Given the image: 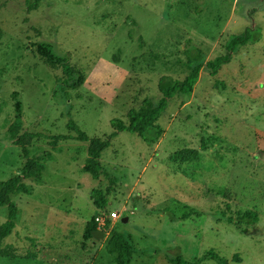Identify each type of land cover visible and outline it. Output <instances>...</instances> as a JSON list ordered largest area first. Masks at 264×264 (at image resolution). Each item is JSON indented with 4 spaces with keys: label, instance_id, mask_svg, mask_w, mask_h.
Here are the masks:
<instances>
[{
    "label": "rangeland",
    "instance_id": "obj_1",
    "mask_svg": "<svg viewBox=\"0 0 264 264\" xmlns=\"http://www.w3.org/2000/svg\"><path fill=\"white\" fill-rule=\"evenodd\" d=\"M248 27L260 28L261 39L241 47L217 76L204 65L187 102L183 96L169 102L155 145L128 131L111 140L99 160V178L84 170L87 141L70 138L52 146L45 137L75 135L68 128L74 121L90 138L106 139L113 118L127 121L129 109L146 96L160 100L161 76L188 74V40L202 48L206 62L226 54L228 40ZM42 42L84 70L82 86L62 84V68H51L37 51ZM17 119L18 135H44L30 149L48 160L40 177L25 180L39 186L12 197L22 235L16 238L14 231L7 246L31 249L21 224L31 201L45 205L33 219L36 228L44 236L59 232L74 253L51 256V264H116L106 250L115 230L133 236L131 264H171L170 253L196 260L211 249L229 264H264V0H0L1 181L25 163L8 137ZM178 152L188 159H172ZM94 189L103 190L107 208L122 216L102 239L85 236L98 211ZM192 209L197 213L187 219L171 218ZM246 210L256 211L259 221L236 220ZM223 212L234 219H224ZM7 214L0 206V223ZM0 264L38 262L21 254L0 256Z\"/></svg>",
    "mask_w": 264,
    "mask_h": 264
},
{
    "label": "trees",
    "instance_id": "obj_2",
    "mask_svg": "<svg viewBox=\"0 0 264 264\" xmlns=\"http://www.w3.org/2000/svg\"><path fill=\"white\" fill-rule=\"evenodd\" d=\"M261 29L258 27H248L240 34L233 35L227 44V53L217 56L214 59L205 62V55L201 47L188 40L186 48L187 61L184 62L188 69V74L183 79H177L169 75H163L158 81V89L161 93L159 101H154L151 96H146L143 101L135 107H131L127 113V121L121 118H113L112 126L114 130L107 136L106 139L99 137L90 138L88 134L83 131L74 121L68 123V128L75 131L73 134H63L54 136H45L50 139L52 146H56L60 140L75 138L80 141H87L88 158L84 164V170L92 174L94 178H99L100 175V158L103 151L111 145V140L115 138L119 132L128 131L138 135L146 144L155 145L164 133V128L158 123V120L163 116L169 102L176 96H183L184 102H187L195 84L198 82L200 72L204 65L209 68L211 76H217L220 68L232 60V56L241 47L253 44L261 39ZM38 53L43 57L46 64L51 68L61 67L63 72L62 84L66 87L78 88L86 81V73L83 69L73 65L67 57H59L53 52L52 45L47 42H42L37 45ZM193 51V52H192ZM219 81H216L215 86H222ZM224 86V85H223ZM22 101L18 98L16 100V109L21 111ZM22 129L21 122L17 119L9 129V139L18 144L22 151V156L25 159L24 165L18 169V172L7 180H0V206H7V219L0 223V256L15 257L17 255V248L15 246H7L5 244L6 238L12 234L16 228V223L19 217L20 209L17 203L12 199L13 195L19 193L30 194L34 190L32 184L27 183L26 179H37L45 170L47 156H32L31 145L34 139L44 136L40 133H26L18 135ZM196 153V151H193ZM48 157L51 154L47 153ZM175 161L187 160L188 158L182 156L180 152L172 156ZM111 187L107 190L110 191ZM92 198L98 211L106 210L107 197L103 190L94 189L91 192ZM97 211V212H98ZM166 211L171 212L170 208ZM193 211V212H192ZM96 212V213H97ZM197 213L195 209L190 212H184L178 216L175 212L171 213L172 220H181L191 217L192 213ZM226 220H233L234 218L228 216L226 212L221 214ZM236 220L239 222H246L254 224L259 221L258 213L254 210L239 211ZM97 229V224L94 217L87 223L86 238H94L92 230ZM106 250L111 255L115 256L116 264H131L134 253L137 252V247L134 244L133 236L130 233L122 231H112L106 242ZM32 252V250H29ZM32 254V253H29ZM26 257L28 256L25 255ZM34 256V254H33ZM37 256V255H36ZM34 256V258H36ZM167 259L171 264H201L205 260H214L219 264H229L227 258H224L214 250L206 251L200 258L196 260H189L179 254H167Z\"/></svg>",
    "mask_w": 264,
    "mask_h": 264
},
{
    "label": "crops",
    "instance_id": "obj_3",
    "mask_svg": "<svg viewBox=\"0 0 264 264\" xmlns=\"http://www.w3.org/2000/svg\"><path fill=\"white\" fill-rule=\"evenodd\" d=\"M42 185H44V184H41V186ZM37 186H39V184L35 185L34 188ZM27 205H28L27 210L24 211V213H26V216L22 217V219H21L22 228H24V230L27 231V233L23 234L24 236H22V237L25 240H29L31 242L32 247L30 249V247H28V245L24 246L23 248H26V249L23 252V249L20 251L19 247L15 246L18 250L17 255H21V254L27 255L29 253H32V254H34V256L37 255L36 258H34V261L38 262V264H48V262H50V264H51V262H55L53 259L50 258L51 256L74 254L73 250H71L70 247L69 248L64 247L63 241L65 240V237L60 235L59 232L56 231L55 233H52L48 236H44L45 234H47L46 231L42 233V231L44 229L36 228V224L38 223L36 221L38 219L37 220H33V219H35V216L37 214H39L41 211H45L43 209V208H45V205L37 206L36 203H33L31 201L27 202ZM44 213H42V215ZM56 214H58V213H56ZM57 218L62 223L67 222V221L62 220L58 216H57ZM62 225L60 224L61 229L64 228V226H62ZM39 230H40V232L38 233ZM56 230H58V229L56 228ZM14 231H15V233H14ZM14 231L12 233H14L16 238H18L22 235L20 233L19 229L17 230V227L15 228ZM56 240H58L62 243H59ZM47 241H49L50 243H48ZM29 250H32V252H29Z\"/></svg>",
    "mask_w": 264,
    "mask_h": 264
},
{
    "label": "built area",
    "instance_id": "obj_4",
    "mask_svg": "<svg viewBox=\"0 0 264 264\" xmlns=\"http://www.w3.org/2000/svg\"><path fill=\"white\" fill-rule=\"evenodd\" d=\"M120 217H122L120 212L112 209L98 211L95 214L97 229L105 231L107 226H111L116 220L120 219Z\"/></svg>",
    "mask_w": 264,
    "mask_h": 264
},
{
    "label": "water",
    "instance_id": "obj_5",
    "mask_svg": "<svg viewBox=\"0 0 264 264\" xmlns=\"http://www.w3.org/2000/svg\"><path fill=\"white\" fill-rule=\"evenodd\" d=\"M128 219H129L128 216H126L122 220H123V222H127ZM92 235L96 239H102L105 237V231L101 230V229H94V230H92Z\"/></svg>",
    "mask_w": 264,
    "mask_h": 264
}]
</instances>
